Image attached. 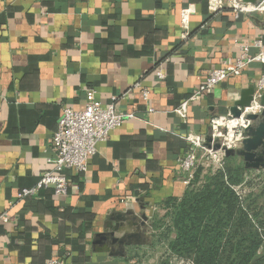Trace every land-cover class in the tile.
Here are the masks:
<instances>
[{
	"label": "crops",
	"instance_id": "0c3cea01",
	"mask_svg": "<svg viewBox=\"0 0 264 264\" xmlns=\"http://www.w3.org/2000/svg\"><path fill=\"white\" fill-rule=\"evenodd\" d=\"M212 1L226 2L0 0V217L7 219L0 220V264H125L151 246L146 229L155 207L185 191L178 163L189 149L185 137H206L210 118L228 115L264 74L253 63L189 105L185 119L174 113L241 46L264 44V13L235 17L227 5L212 11ZM89 92L133 118L97 145L84 173L64 171L66 197L46 190L17 201L19 190L53 169L62 109L82 110ZM127 211L145 214V227L141 219L124 224ZM145 232L147 244L122 250L109 239Z\"/></svg>",
	"mask_w": 264,
	"mask_h": 264
},
{
	"label": "built area",
	"instance_id": "2783aa9c",
	"mask_svg": "<svg viewBox=\"0 0 264 264\" xmlns=\"http://www.w3.org/2000/svg\"><path fill=\"white\" fill-rule=\"evenodd\" d=\"M223 5L230 7L235 17L241 13H264V0H257L254 5H245L241 0H228L225 4L214 1L210 5V9L215 11L217 7L221 9ZM190 12L189 9L181 11V22L184 26L188 23ZM252 50L253 53H251ZM239 53L234 61L224 62L220 68L212 70L198 90L185 99L174 110V113L185 119L188 106L199 101L203 94L210 92L227 79L240 76L242 71L253 63L264 65V44L261 40H255L251 45L241 46ZM156 75L160 79L163 77L159 72ZM253 88L254 94L251 105L241 110L238 117H232L228 114L210 118L209 131L206 135L210 137V145L219 143L221 147L226 149H236L240 146L245 131L252 124L247 116L260 115L261 113L259 98L264 92V74L257 79ZM142 94L143 97L148 95L147 91L144 90ZM130 118H133V115L118 113L113 105L102 106L92 92L87 94V102L82 110L64 107L51 139V146L56 152V158L49 161L53 165L52 171L41 175L34 186L19 190L16 200L22 201L34 197L46 190H51L56 196L66 197L69 191V180L64 171L74 170L78 173H84L88 159L97 152V145L105 142L112 131ZM185 141L189 143V149L185 155L178 159L184 184L191 179L199 155L217 161L219 166L224 164V152L207 149L204 146L205 137L190 134L185 137ZM0 220L6 222V216H1ZM45 264L69 263L65 260L52 259Z\"/></svg>",
	"mask_w": 264,
	"mask_h": 264
},
{
	"label": "rangeland",
	"instance_id": "374dc122",
	"mask_svg": "<svg viewBox=\"0 0 264 264\" xmlns=\"http://www.w3.org/2000/svg\"><path fill=\"white\" fill-rule=\"evenodd\" d=\"M184 186L181 197L163 201L155 207L146 230L150 232L151 241L158 237L156 242L147 249L131 252L132 258L125 264H196L202 250H211L215 255L208 263L210 256H203L201 264H244L249 255L257 253L264 241V171L244 173L237 162L226 164L224 161L219 166L217 161L199 155L192 177ZM203 196L206 201L199 204ZM213 199L220 202L213 205ZM235 204L239 210L252 214L251 230L247 226L246 231L243 226L238 230L233 228L238 212L231 218L230 227L225 228V222H220V228L214 224L207 233L209 236H205L206 221L195 226L197 207H203L200 218L204 219L210 209V214L216 217L217 214L224 215L225 211L236 210ZM218 231L224 234L217 237ZM198 236L199 241L195 244ZM185 244L190 246L185 248ZM177 247L179 250L175 251Z\"/></svg>",
	"mask_w": 264,
	"mask_h": 264
},
{
	"label": "water",
	"instance_id": "95a60500",
	"mask_svg": "<svg viewBox=\"0 0 264 264\" xmlns=\"http://www.w3.org/2000/svg\"><path fill=\"white\" fill-rule=\"evenodd\" d=\"M228 1V0H225ZM242 3L254 5L257 3V0H241ZM254 88L253 86L243 89L240 93V98L234 103V106L229 109V115L232 117H238L241 110L247 108L251 105L253 101ZM259 106L262 108L260 115H248L247 119L252 122V124L247 128L244 133V138L242 139L240 146L236 149H226L221 147L219 143L210 145V137H205L204 146L207 149L213 151H223L224 157L229 158L236 156L240 158L246 169L250 170H259L264 169V92L259 98ZM139 219L142 220L140 223L141 227H145V223L148 221V218L145 214H141L140 217L137 216L133 211H127L122 216L124 224L130 223L133 226H137ZM128 226V225H127ZM137 230H139L137 228ZM109 238L112 244L119 245L120 250L125 245L133 244H147L149 239L144 236L143 233H132L124 235L121 239L115 238L113 235H109ZM102 238L101 240H105ZM133 240V241H132Z\"/></svg>",
	"mask_w": 264,
	"mask_h": 264
},
{
	"label": "trees",
	"instance_id": "16d2710c",
	"mask_svg": "<svg viewBox=\"0 0 264 264\" xmlns=\"http://www.w3.org/2000/svg\"><path fill=\"white\" fill-rule=\"evenodd\" d=\"M224 161H225V163L226 164H231V163H233V161L232 160H230V157L229 158H226V159H224ZM236 163V162H235ZM238 164V166H239V169L240 170H242L244 173H249V172H247L244 168H243V166L240 164V163H237ZM230 195V194H229ZM170 200H173V199H168L167 201H170ZM200 201L201 202H199V204L201 203V204H203L205 201H206V197L205 196H203L201 199H200ZM204 201V202H203ZM203 202V203H202ZM218 202H220V200H218L217 199V201L215 200V199H213V205L216 203V204H218ZM165 203V202H164ZM235 207H236V204H235ZM203 207H197V209H196V215H195V219H194V222H195V226H198V224H200V223H203V222H205L206 221V225H204L205 227H204V230H206L205 231V236H209L207 233L208 232H210L211 231V229H212V226L214 225V224H217L218 226H219V228H220V222H225V228H228V227H230L229 225H230V221H231V218H234V214H235V212H238L239 213V217H237V219L236 220H233V223H234V227L233 228H235L236 230H238L239 228H241L242 226H243V230L244 231H246V226L251 230L252 229V224H254V221H252V219H251V217H252V214H249V213H247L244 209H241V210H239V208L238 207H236V210H233V212H232V210H228V211H225V214L224 215H220L219 216V214H217L216 215V217L214 216V215H211L210 214V210H209V216L207 215V217L206 218H204V219H201L200 218V210L202 209ZM205 213V212H204ZM214 214V213H213ZM226 220V221H225ZM201 221V222H200ZM194 225H192V227H193ZM234 229V230H235ZM256 231V230H255ZM225 232V231H224ZM257 232V231H256ZM224 234V233H223ZM223 234H220L219 233V231L217 232V237H219V236H222ZM202 235V234H201ZM201 235H200V237H201ZM152 237L153 238H155L156 237V235H154V232L152 233ZM203 238V237H202ZM256 238H257V236H256ZM156 239H158V237L157 238H155V241H152V244L153 243H155L156 242ZM198 241H199V236L197 237V239H195V244L196 243H198ZM180 242V241H179ZM263 243H261L260 245H259V247H258V251H257V253L256 254H253V255H249L248 256V259H247V261H244V264H260V263H262L263 261H264V255H261L260 253H259V250H260V248H261V246L264 244V241H262ZM177 246V245H176ZM190 246V244L187 246L186 244L184 245V247L185 248H187V247H189ZM177 250H179V247H177V248H175V251H177ZM200 254H202L201 256H198L199 258L198 259H196V261H195V263L196 264H201V262H203V256H205V255H209L210 257V259L207 261V263L208 262H210V261H212L213 260V258H214V255H215V253L214 252H212L211 250H202V252L200 253ZM195 255H197V254H195ZM161 264H164V263H161Z\"/></svg>",
	"mask_w": 264,
	"mask_h": 264
}]
</instances>
